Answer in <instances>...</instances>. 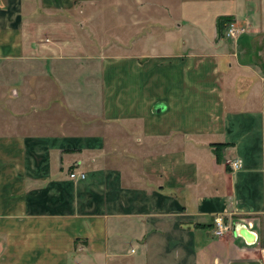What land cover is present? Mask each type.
I'll return each instance as SVG.
<instances>
[{
	"label": "crops",
	"instance_id": "obj_1",
	"mask_svg": "<svg viewBox=\"0 0 264 264\" xmlns=\"http://www.w3.org/2000/svg\"><path fill=\"white\" fill-rule=\"evenodd\" d=\"M169 1L0 0V264H264V0Z\"/></svg>",
	"mask_w": 264,
	"mask_h": 264
},
{
	"label": "rangeland",
	"instance_id": "obj_2",
	"mask_svg": "<svg viewBox=\"0 0 264 264\" xmlns=\"http://www.w3.org/2000/svg\"><path fill=\"white\" fill-rule=\"evenodd\" d=\"M179 1H180L179 5L177 4L176 0H170L169 2L173 4L175 8V12H179V15H181L180 22H184V24H187V20H188L189 25L193 24L194 26H198L197 23H195L198 22L197 19L195 18H199V17H201L200 19H198L199 21H202L205 23L206 26H209V22L211 21L212 17L216 14H220L223 10H225L219 0H179ZM231 21H236V20L233 17V20ZM226 24L224 25L223 28V34L226 29ZM184 31L186 32L187 30ZM218 37H221L219 31H218Z\"/></svg>",
	"mask_w": 264,
	"mask_h": 264
},
{
	"label": "built area",
	"instance_id": "obj_3",
	"mask_svg": "<svg viewBox=\"0 0 264 264\" xmlns=\"http://www.w3.org/2000/svg\"><path fill=\"white\" fill-rule=\"evenodd\" d=\"M247 27L245 25L239 24L237 21H230L226 24V29L224 31L223 36L227 38H237L241 36L243 33L247 32ZM230 165L233 169H239L242 166V160L241 159H234L230 162ZM72 176H75V173L72 174ZM85 174L82 173L81 177H84ZM232 230V226L227 224L223 217H216L215 224L213 228V234L216 237H222L229 233Z\"/></svg>",
	"mask_w": 264,
	"mask_h": 264
},
{
	"label": "trees",
	"instance_id": "obj_4",
	"mask_svg": "<svg viewBox=\"0 0 264 264\" xmlns=\"http://www.w3.org/2000/svg\"><path fill=\"white\" fill-rule=\"evenodd\" d=\"M231 20H233V17H231V16H221L218 19V31L220 32V36H223L224 25L226 23L230 22Z\"/></svg>",
	"mask_w": 264,
	"mask_h": 264
}]
</instances>
